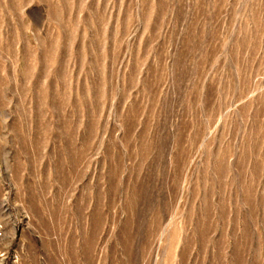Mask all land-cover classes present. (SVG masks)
Returning <instances> with one entry per match:
<instances>
[{"label":"rangeland","instance_id":"374dc122","mask_svg":"<svg viewBox=\"0 0 264 264\" xmlns=\"http://www.w3.org/2000/svg\"><path fill=\"white\" fill-rule=\"evenodd\" d=\"M0 264H264V0H0Z\"/></svg>","mask_w":264,"mask_h":264}]
</instances>
